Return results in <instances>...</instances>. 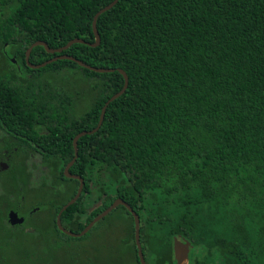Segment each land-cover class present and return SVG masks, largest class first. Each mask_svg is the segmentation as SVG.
Returning a JSON list of instances; mask_svg holds the SVG:
<instances>
[{"label": "trees", "instance_id": "16d2710c", "mask_svg": "<svg viewBox=\"0 0 264 264\" xmlns=\"http://www.w3.org/2000/svg\"><path fill=\"white\" fill-rule=\"evenodd\" d=\"M110 1L0 0V54L6 48L15 60L0 72V130L17 151L27 148V160L7 169L3 208L12 196L25 197L28 176L38 173L33 206L49 214L51 227L27 220L33 241H74L100 230L109 236L110 259L94 264H139L133 218L122 205L79 237L54 223L78 183L62 172L71 139L96 125L104 101L123 84L120 68L125 90L106 105L99 127L76 141L68 172L83 187L61 212V225L78 232L121 198L138 216L146 264H174V238L188 243V264H264V0H117L95 20L99 43L87 45L92 15ZM72 38L84 42L62 54L114 70L69 59L26 65L33 41L56 48ZM55 54L35 45L28 62ZM4 217L0 210V249L26 239ZM13 256L0 254V264H15Z\"/></svg>", "mask_w": 264, "mask_h": 264}, {"label": "rangeland", "instance_id": "374dc122", "mask_svg": "<svg viewBox=\"0 0 264 264\" xmlns=\"http://www.w3.org/2000/svg\"><path fill=\"white\" fill-rule=\"evenodd\" d=\"M8 55V50L6 48L3 50V53L0 54V72L4 71L6 67L9 66L7 60L11 57ZM13 62H15L14 59ZM82 86H84V83L82 81H78V87ZM75 102L77 103L78 100L76 99ZM82 108L83 104L78 103L75 111H80ZM2 150L3 148L0 145V153ZM8 174L9 170L0 171V179L4 176V178H6ZM37 177L39 176L37 175ZM35 188L36 184H31L32 191H28L26 193L25 202L28 201L29 196L36 192ZM3 192L7 195L9 194V189L8 187L2 188L0 185V194ZM6 202V200H2V198H0V206L5 205ZM34 204V201H29L26 209H29ZM49 217V214L43 208H39L31 215L30 219L36 224H40L44 228H48L51 227ZM25 225L27 224L25 223ZM25 230L26 239L17 240L14 242L13 246L10 245V247H7L5 243L1 244L3 249H0V254L4 255L5 253H9L13 256V254L18 251L20 256L23 257V259L19 262L15 259V256H13L12 258L14 259L15 264H94L95 262L100 263L101 261L104 262L106 259H110L109 236L105 235L100 230H93L86 236V238H77L74 241L67 242L62 240L59 243H45L38 239L33 241L32 238L36 236L34 228L26 227ZM31 253L40 255L39 260H35ZM127 257L131 258V254L128 253Z\"/></svg>", "mask_w": 264, "mask_h": 264}, {"label": "water", "instance_id": "95a60500", "mask_svg": "<svg viewBox=\"0 0 264 264\" xmlns=\"http://www.w3.org/2000/svg\"><path fill=\"white\" fill-rule=\"evenodd\" d=\"M117 0H111L110 2H108L107 4L103 5L102 7H100L99 9H97L94 14L92 15L91 18V30H92V34L94 36V40L93 42L89 43V42H85L87 45L90 46H96L99 43V35L97 33L96 30V26H95V20L97 18V16L109 9L113 4H115ZM74 42H84L81 38H72L70 40H68L65 44L61 45L60 47H56V48H51L49 47L44 41L42 40H36L33 41L25 50L24 52V61L26 63V65H28V67L30 68H39L41 66H44L47 63H50L56 59H69L72 60L74 62H76L78 65L87 68L89 70L95 71V72H110L112 70H114V68L112 67H94L91 65H88L84 62H82L81 60L68 55V54H62L61 51L65 50L67 47H69L72 43ZM35 45H42L44 50L48 53H57L51 57H49L48 59L38 63V64H31L28 62V55L30 52V49L32 46ZM121 75L123 78V84L121 86V88L116 91L115 93H113L110 97H108L99 112V116H98V120L96 125L89 129V130H81L79 132H77L76 134H74V136L71 139V146H72V150H73V155L71 157V159L64 165L62 172L63 175L68 177V178H73L76 179L78 181L77 186H76V190L74 192V194L58 209V211L55 214V218H54V222H55V226L57 227V229H59L61 232H63L64 234L71 236V237H79L81 235H83L85 232L88 231V229L96 222L98 221L100 218H102L103 216H105L107 213H109L112 209H114L117 205H122L124 206L127 211L132 215L133 218V237H134V245H135V250H136V256L138 258L139 264H146L143 258V254H142V250H141V246H140V242H139V234H138V226H139V219L137 214L134 212V210L129 206V204L127 202H125L124 200H122L121 198H115L111 201V203L106 206L103 210H101L99 213H97L95 216H93L88 222L87 224L78 232H73V231H69L67 229H65L61 223H60V214L61 212L70 204H72L79 196L82 187H83V180L82 178L78 175V174H72L68 172V167L73 163L75 157H76V152H77V147H76V141L77 139L84 135V134H89L94 132L99 125L101 124L102 118H103V113L105 110L106 105L113 100L114 98H116L118 95H120L126 88L127 85V75L125 74V72L120 69V68H115ZM23 220V218L21 216H18L16 214L15 211L13 210H9L7 212V222L10 225L13 224H18L21 223ZM188 243L187 242H182L179 241L177 239L173 240V246H174V252H176L175 254V263L176 264H185L186 262V253H187V248L186 245ZM177 250H181L182 253L179 255V253L177 252ZM174 263V264H175Z\"/></svg>", "mask_w": 264, "mask_h": 264}, {"label": "flooded vegetation", "instance_id": "af4514ba", "mask_svg": "<svg viewBox=\"0 0 264 264\" xmlns=\"http://www.w3.org/2000/svg\"><path fill=\"white\" fill-rule=\"evenodd\" d=\"M12 141L13 140L11 138L10 139H7L4 136V134L1 132V130H0V144L1 145L4 144V143L7 144L6 147H3V150L0 153V171H6L9 168V165H10L11 162H14V163H17L19 165H22L24 163V161L27 160L26 157H25V153H26V149L27 148H25V150H21L19 152V151L16 150V145H15L14 142L12 143ZM27 154L30 156V159L31 158H33V159L35 158V155H32L31 151H28ZM37 156H39V155H37ZM36 172H37V170H36ZM37 175H38V173L37 174H33L31 176H28L27 175L30 178V184H28V188H29L28 191H32L31 184H33V183L36 184L40 180V179L37 178ZM48 176H50V175H48ZM4 177L0 179V185L2 187H5L6 188V187H9L10 180H9V177L8 176H6V178H4ZM38 187H40V182H38L36 184V188H35L36 189V193L38 191H40V189ZM34 196L35 195H33V194L31 196H29V199H28L27 202H25V197L26 196L25 197L19 196V199H17V200H14V198L12 196V198L10 199V201L12 202L11 207H5V208H3V206L2 207L0 206V210H2V212L5 213L4 222H5V224L8 227H10V229H23V230H25V228L28 227L27 226L28 225V223H27L28 221L27 220H29L30 223L33 222L34 224H36L30 218H31V215L35 211H37L39 209L38 206H31L29 209H26L27 208V203L29 201L33 200V197ZM9 210H13V211L16 212V214L18 216H21L23 218L22 222L21 223H18V224L10 225L7 222V212ZM25 223L27 225H25ZM174 239H172V242H171V256H172V259L175 261L174 258H175L176 252H174V246H173V240ZM177 240L184 242V240H181V239H177ZM186 248H187V253H188V248H189L188 247V244L186 245ZM177 252L179 253V255L182 253L181 250H177ZM185 259H186L185 264H188V260H187L186 257H185Z\"/></svg>", "mask_w": 264, "mask_h": 264}]
</instances>
